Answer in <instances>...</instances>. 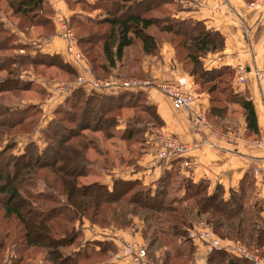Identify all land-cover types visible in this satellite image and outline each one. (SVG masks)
<instances>
[{"label": "trees", "instance_id": "16d2710c", "mask_svg": "<svg viewBox=\"0 0 264 264\" xmlns=\"http://www.w3.org/2000/svg\"><path fill=\"white\" fill-rule=\"evenodd\" d=\"M65 2L70 10L79 6V11H96L84 19L75 13L68 17L77 46L95 77L114 71L119 76L142 78L141 58L156 54L160 43L168 42L193 84L207 94L205 115L212 129L236 131L239 122L231 115L236 111L244 123V134L257 138L250 98L246 91L232 88L233 69L204 66L206 55L223 49L218 31L199 20L172 16L166 7L173 0ZM4 4L8 15L17 19L14 26L19 31L40 27L39 36L53 34L52 9L45 0H4ZM1 25L0 21V52L12 53L0 56V72L16 74L15 65L26 62L56 68L74 79V69L60 54L36 52L30 56L28 46L18 48L13 41L7 42L8 31ZM3 32L6 34L1 36ZM18 50L26 52L17 54ZM21 89L0 84V94ZM34 108L0 107V126L19 128ZM118 120L124 121L120 132ZM162 124L141 90L105 94L76 86L53 106L52 117L41 131L43 148L38 149L30 139L16 154L6 153L12 144L0 148V264H27L28 257L35 260L34 253L40 257L39 264H112L109 259L115 245L107 239L85 240L83 219L101 228H123L137 218L142 222L140 235L146 254L159 264H193L194 244L187 229L200 220L220 239L239 241L264 254L263 207L247 200L254 183L250 168L226 197L220 184L209 190L207 179L193 181L181 173L179 158L169 160L153 188L139 179L114 178L109 188L99 180H84L88 172H96L90 170L92 164L110 168L114 163L135 164L147 145V130ZM113 138L123 143V154L118 153ZM109 139L114 149L105 146ZM132 143L139 146L134 148ZM89 149L102 158L91 160ZM156 251H161L160 256L155 257ZM205 264L251 263L218 249L207 254Z\"/></svg>", "mask_w": 264, "mask_h": 264}, {"label": "crops", "instance_id": "0c3cea01", "mask_svg": "<svg viewBox=\"0 0 264 264\" xmlns=\"http://www.w3.org/2000/svg\"><path fill=\"white\" fill-rule=\"evenodd\" d=\"M45 1L52 9L50 19L53 27L54 19L57 15L68 19L72 13L78 14L79 12V10H70L65 0ZM173 2L175 1L173 0ZM173 5L176 8H174L172 16L199 20L206 28L216 30L223 36V49L218 53L206 55L204 66L209 68L228 65L233 69L232 83L234 68L236 66L244 68V84L239 87H236L235 83L231 85H233L232 88L235 91L247 92L257 122V138L260 137L264 134V76L257 77L256 72L264 71V8H248L243 0H202L201 6L192 10H182L176 2ZM92 12L93 14L96 13L95 10ZM42 40L44 42V53L60 54L74 69L75 77L77 74L82 73L79 63L72 62L64 54L65 42L56 35L55 27L53 34L42 37ZM84 63L89 69L86 60ZM139 67L141 74L144 75L142 78L175 82L183 89L192 91L194 99L186 109L174 110L171 107L170 99L154 87L140 89L144 93L145 102L155 107L157 115L163 122L162 126L151 130L149 134H145L147 136V145L139 154L135 164L119 165L114 163L112 168L109 166L97 167L92 164L90 170H96V172H88L84 178L92 177V180H99L107 185L108 188L114 178L124 180L139 179L143 184L151 185L152 187L163 169L169 167V160L155 161V155L149 149L154 133L162 131L175 135L182 142L199 144L197 148L186 154L196 160V164L190 169L180 167L181 162L186 157H177L179 158L178 167L180 172L190 177L193 181L201 178L207 179L209 190L215 184H220L224 191L223 195L226 197L229 189L237 187L243 173L249 168L251 169L258 159L264 156V151L254 147L252 144V141L256 138L244 134V123L239 116V119L237 118L239 127L236 131L222 132L231 135L232 142H224L220 148L210 147L205 144L211 130L219 131L212 129L205 115L208 107V96L205 92L199 91L197 85L193 84L191 77L182 69L180 63L176 61L173 48L168 42H161L156 54L143 56ZM75 77L73 80H75ZM103 92L105 94H116L119 90L109 88ZM54 96L53 103H55V106L64 96ZM192 115L202 116L205 123L195 126L191 122ZM123 125L124 121L118 120V132L121 131ZM112 141L117 143L118 153L123 154V143L116 138H113ZM104 144L110 150L113 148L111 139L105 141ZM88 156L91 160L102 158V156L94 154L91 149L88 151ZM254 188L256 195L263 198L264 189L255 183ZM260 214L264 221V207ZM129 226L134 227L135 231L133 233L128 231L127 228ZM141 226L142 222L137 218H133L132 223L123 228L113 226L101 228L90 224L86 219L81 222V230L85 240L107 239L113 242L115 252L109 259V263L112 264H132L128 258L115 257V254L120 246L129 240L143 242L140 235ZM192 243L194 244L193 264H205L206 256L209 253L206 247L201 243ZM262 248L264 250V244ZM159 252L161 253V251ZM7 262L5 264H8ZM39 262V259H29L27 264H39Z\"/></svg>", "mask_w": 264, "mask_h": 264}, {"label": "built area", "instance_id": "2783aa9c", "mask_svg": "<svg viewBox=\"0 0 264 264\" xmlns=\"http://www.w3.org/2000/svg\"><path fill=\"white\" fill-rule=\"evenodd\" d=\"M179 4L182 10L197 9L201 6L202 0H174ZM248 8H264V0H251L246 3ZM55 32L58 37L65 42L64 54L72 62L79 63L82 73L76 75L73 83L58 84L53 92L57 97L67 95L74 87L81 86L85 90L104 91L109 88L116 90H140L145 87H154L171 102L174 110L186 109L194 99V94L190 90L183 89L179 84L171 81H156L148 78L123 77L112 71L105 77H95L84 63V57L81 54L73 28L69 25L68 19L57 15L54 19ZM244 68L236 66L234 68L233 81L237 85H243L245 81ZM256 76H264V71L256 72ZM191 122L197 125H203L204 119L200 115H192ZM231 135L219 131L211 130L205 144L210 147H222L224 142H232ZM254 147L264 151V134L252 141ZM196 143H185L173 134L158 131L154 133L149 149L155 155V161L170 160L177 157H186L181 162L180 167L190 169L196 164V160L186 155L189 151L198 147ZM251 173L254 183L264 189V156L251 167ZM128 231H135L133 226H129ZM187 237L194 243H201L208 252L212 250L224 249L229 253L246 259L251 264H264V254L259 253L252 247H248L239 241L223 240L217 237L210 227L204 221H198L187 229ZM128 258L132 264H159L158 260L149 258L146 254V246L142 241L129 240L123 243L115 257Z\"/></svg>", "mask_w": 264, "mask_h": 264}, {"label": "rangeland", "instance_id": "374dc122", "mask_svg": "<svg viewBox=\"0 0 264 264\" xmlns=\"http://www.w3.org/2000/svg\"><path fill=\"white\" fill-rule=\"evenodd\" d=\"M76 7L77 8L75 9L80 10L79 6ZM174 8L176 7L173 4L166 7V9H168L171 13L175 10ZM8 14L9 12L5 9L4 0H0V21L2 23L1 27L8 31L9 36L7 42L10 43L11 41H13L12 43L16 44V47L28 46L29 49L27 50V53L30 56L34 55L36 52L44 53V42L42 40L43 36H39L41 34V28L32 27L26 31L27 33H23L14 26L17 22V19L10 17ZM77 15L80 18L84 19V17L86 16H92L93 12L89 11L88 9L82 8V10L79 11ZM5 34L6 33L3 32L1 33V36H4ZM25 52V50L16 51L17 54ZM6 53L12 52H0V56L5 55ZM15 68L18 69L16 74H7V72L5 73L4 71L0 72V84L11 86L18 85L22 89L17 92H4L3 94H0V107L13 108L14 106L24 107L27 105H33V107L35 108L34 110H29V114L25 117V124L23 123V125L19 128L8 130L5 127L3 128L0 126V131H2V133L0 134V148H2L6 144H12L11 149H9L6 153L11 151L13 154L22 151L27 144L28 139L33 141L38 149L43 148V146L45 145V141L42 137L41 131L52 117L53 106L55 104L53 103L55 99V93L53 92V89L58 84H70L74 81L73 78H69L70 76L53 67H44L41 65L30 66L29 64L24 62L22 66L15 65ZM42 104H44V106L41 107ZM230 107L236 106L232 105ZM231 115H234L235 121L237 120V118L239 119V115L236 111H234ZM235 121L234 123L236 126ZM147 131L150 132L149 129ZM130 146L136 148L139 145L132 143L130 144ZM92 179V177L84 178L85 181ZM80 181L82 182L83 179L81 178ZM147 186L153 188V186L151 187V185ZM254 189L255 188L253 183V190H249L250 195L247 198L248 202L257 201L258 203H260V206L264 207V197H258ZM17 255L20 254L18 253ZM155 255H157L155 257L160 256V252L156 251ZM33 257H35L36 260L40 259L39 255L35 253L33 254ZM28 258L32 259V256Z\"/></svg>", "mask_w": 264, "mask_h": 264}]
</instances>
